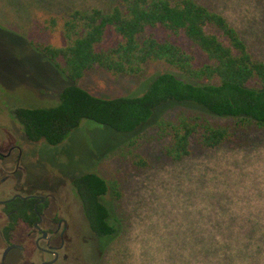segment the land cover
I'll return each instance as SVG.
<instances>
[{
    "label": "rangeland",
    "instance_id": "rangeland-1",
    "mask_svg": "<svg viewBox=\"0 0 264 264\" xmlns=\"http://www.w3.org/2000/svg\"><path fill=\"white\" fill-rule=\"evenodd\" d=\"M117 1L0 0V119L9 121V110L61 102L62 92L74 83L34 44L64 48L67 13ZM197 1L224 16L253 56L264 61V0ZM119 42L111 31L104 47ZM147 70L152 77L167 67L152 64ZM143 82L95 69L78 85L95 97L115 99L140 92ZM182 110L197 109L175 107L159 116L175 119ZM17 127L25 137L23 127ZM170 146L155 123L120 134L91 121L58 146L30 145L35 173L42 178L70 181L76 174L96 172L111 187L118 186L114 215L121 234L103 242L100 264H264V251L258 254L255 243L264 234V131L252 132L244 148L204 150L194 141L192 156L180 163L167 159ZM140 160L149 168H139ZM110 195L115 198L114 192ZM82 252L90 256L86 243Z\"/></svg>",
    "mask_w": 264,
    "mask_h": 264
},
{
    "label": "trees",
    "instance_id": "trees-1",
    "mask_svg": "<svg viewBox=\"0 0 264 264\" xmlns=\"http://www.w3.org/2000/svg\"><path fill=\"white\" fill-rule=\"evenodd\" d=\"M62 31L64 48L34 47L74 84L62 92L56 107L16 110L31 142L58 146L85 121L120 134H135L155 123L160 135L171 140L167 159L180 163L192 156L194 141L204 150L244 148L252 132L264 131V61L253 56L224 16L197 0H118L71 10ZM111 31L120 42L105 48ZM161 33L165 36L159 37ZM152 64L167 70L148 77ZM95 69L144 82L132 96L98 98L78 85ZM189 106L197 110H182L175 119L159 116ZM137 165L149 168L145 160ZM76 181L92 228L112 243L121 227L110 222V210L99 201L110 185L96 172ZM117 188L112 187L116 201ZM255 240L258 254L263 253L264 234ZM245 251L237 255L243 257Z\"/></svg>",
    "mask_w": 264,
    "mask_h": 264
},
{
    "label": "flooded vegetation",
    "instance_id": "flooded-vegetation-1",
    "mask_svg": "<svg viewBox=\"0 0 264 264\" xmlns=\"http://www.w3.org/2000/svg\"><path fill=\"white\" fill-rule=\"evenodd\" d=\"M16 110H9V121L0 119V264H100L105 240L92 228L78 175L53 182L35 173L30 145L38 143L22 135ZM112 192L110 186L99 201L119 227ZM85 243L89 257L82 252Z\"/></svg>",
    "mask_w": 264,
    "mask_h": 264
}]
</instances>
